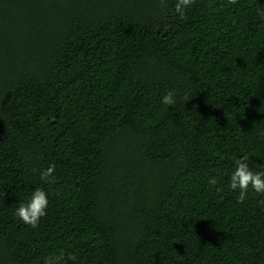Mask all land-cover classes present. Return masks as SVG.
I'll return each instance as SVG.
<instances>
[{"label": "trees", "instance_id": "1", "mask_svg": "<svg viewBox=\"0 0 264 264\" xmlns=\"http://www.w3.org/2000/svg\"><path fill=\"white\" fill-rule=\"evenodd\" d=\"M176 3L0 0V264H264V0Z\"/></svg>", "mask_w": 264, "mask_h": 264}, {"label": "clouds", "instance_id": "2", "mask_svg": "<svg viewBox=\"0 0 264 264\" xmlns=\"http://www.w3.org/2000/svg\"><path fill=\"white\" fill-rule=\"evenodd\" d=\"M195 0H177L175 11L180 18H186V11L193 5ZM238 0H228L229 4H236ZM162 103L172 106L175 104L173 93L168 92L163 98ZM249 157L247 155L235 160V171L231 175L230 188L235 191L239 189L238 202L242 203L251 188L254 192L264 195V172H253L247 163ZM55 166L52 165L41 173V178L47 183L49 180L54 181ZM211 185H215L217 181L213 178L209 181ZM219 190V189H218ZM264 204V200L261 201ZM49 206L48 193L43 189L37 188L27 204H21L15 212V215L26 225L33 229L39 226L41 218L47 215ZM75 260V255L69 257ZM63 259L62 256H53L45 261V264H54Z\"/></svg>", "mask_w": 264, "mask_h": 264}]
</instances>
